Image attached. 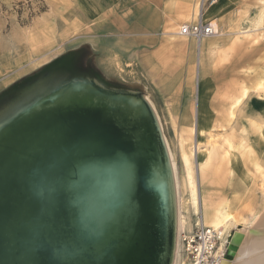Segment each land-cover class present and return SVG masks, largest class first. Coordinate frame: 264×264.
Listing matches in <instances>:
<instances>
[{"label":"rangeland","instance_id":"374dc122","mask_svg":"<svg viewBox=\"0 0 264 264\" xmlns=\"http://www.w3.org/2000/svg\"><path fill=\"white\" fill-rule=\"evenodd\" d=\"M59 5V0H0V110L15 108L18 99L20 105L36 86L39 91L76 75L134 93L151 107L174 164L178 214L187 219L179 242L206 219V209L213 215L224 203L251 229L264 214V0H232L221 32L206 40L201 62L195 44L192 53L183 45L184 56L181 50L167 64L154 62L156 47L122 56L99 46L84 28L57 15L63 12ZM212 6L208 2L203 11ZM180 28L171 33L174 39H186ZM182 145L196 155L200 213L192 202Z\"/></svg>","mask_w":264,"mask_h":264},{"label":"water","instance_id":"95a60500","mask_svg":"<svg viewBox=\"0 0 264 264\" xmlns=\"http://www.w3.org/2000/svg\"><path fill=\"white\" fill-rule=\"evenodd\" d=\"M69 84L62 99L126 112L131 119L142 114L140 109L160 131L140 96L76 75L39 91L35 85L20 105L18 99L15 108L1 109L0 134ZM93 87L116 98L87 91ZM124 97L132 104L124 105ZM101 141H47L8 155L0 136V264H123L140 211L154 200L165 201L167 183L138 140L134 150ZM235 248L230 239L227 260Z\"/></svg>","mask_w":264,"mask_h":264},{"label":"bare ground","instance_id":"6f19581e","mask_svg":"<svg viewBox=\"0 0 264 264\" xmlns=\"http://www.w3.org/2000/svg\"><path fill=\"white\" fill-rule=\"evenodd\" d=\"M203 1L201 0L198 6V14L197 12L194 14L197 19L201 16ZM203 51H206V48L198 44L197 52L200 62ZM87 91L90 92L89 89ZM93 92L101 97L115 99L112 93V95L103 91V93L98 91L90 93ZM69 100L62 99L60 96L54 97V100L41 103L22 116L20 120L14 121L9 129L0 134L5 141L3 152L10 155L14 148L16 151L24 152L32 149L34 145L47 141L67 143L88 138L102 140L99 143L107 145L113 142L118 144L117 147L122 146L134 150L137 149L135 140H138L150 153L149 158L155 161L162 170L167 183L166 199L165 201L154 200L149 205L143 206L136 223L137 226L131 233L133 236L127 244L126 250L129 256L123 264H185L180 254L181 241L179 242L180 236L178 235L179 230L186 225L187 219L183 215L179 216L181 212L178 214L181 208L180 205L179 209L177 208L178 195L176 193L179 191L177 192L178 185L175 186V168L170 162L161 130L159 131L152 119L145 115L146 112L140 109L137 110L142 114L131 119L126 112L103 111L97 106L84 108L71 99ZM121 102L126 106L132 104L126 97L121 99ZM192 130L195 132L196 128ZM187 134H189L188 131ZM137 146L141 147V145ZM181 152L192 202L197 213H200L199 188L192 163L196 155L194 150H187L184 145L181 147ZM201 166L198 164V169ZM204 213L206 219L199 220V222L220 233L221 249L230 239L236 245V248L232 250V259L225 258L221 264H264V214L259 219L257 218L255 225L249 229L239 224V215L231 212L227 203L220 206L213 215H209L208 209Z\"/></svg>","mask_w":264,"mask_h":264},{"label":"crops","instance_id":"0c3cea01","mask_svg":"<svg viewBox=\"0 0 264 264\" xmlns=\"http://www.w3.org/2000/svg\"><path fill=\"white\" fill-rule=\"evenodd\" d=\"M59 1L63 12L60 10L58 16L65 17L70 24L84 28L97 39L99 46L109 47L122 56L128 53L137 56L139 52L136 49L156 47L157 50L151 56L154 62L167 64L172 62L174 56H180L181 50L184 56L183 45L186 52L190 53L195 44L198 46L194 39H174L171 36L179 26L197 20L194 14L198 0ZM231 1L217 0L215 5L204 11V20L216 22L219 33L222 29L221 17L230 14ZM169 36L170 39L166 38ZM206 40L200 44L205 48Z\"/></svg>","mask_w":264,"mask_h":264},{"label":"built area","instance_id":"2783aa9c","mask_svg":"<svg viewBox=\"0 0 264 264\" xmlns=\"http://www.w3.org/2000/svg\"><path fill=\"white\" fill-rule=\"evenodd\" d=\"M214 5L217 0L202 2L201 16L193 23L181 26L179 34L194 39L199 45L205 39L216 37L219 34L216 22L204 20L206 4ZM222 237L219 232L208 228L199 221L195 230L184 233L181 238V256L185 264H221L227 255L228 243L221 249Z\"/></svg>","mask_w":264,"mask_h":264}]
</instances>
